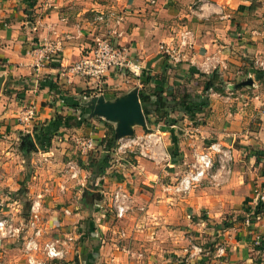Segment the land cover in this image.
Instances as JSON below:
<instances>
[{"label": "crops", "instance_id": "obj_1", "mask_svg": "<svg viewBox=\"0 0 264 264\" xmlns=\"http://www.w3.org/2000/svg\"><path fill=\"white\" fill-rule=\"evenodd\" d=\"M183 29L192 31L193 47L181 49L180 60L173 62L160 45L177 50ZM97 36L125 47L138 73L116 68L100 81L64 74ZM57 43L53 59L34 69L37 56ZM257 60L264 61V0H0L3 211L25 224L30 201L21 199L24 193L44 194L47 207L59 214L51 218L74 238L65 256L49 264H264V247L253 243L255 234L264 238V214L249 225H223L229 213L242 216L255 185L264 182V69ZM215 69L214 85L206 90ZM255 70L263 73L257 76ZM142 88L152 108L146 126L162 132L160 155L155 160L125 155L102 182L103 192L75 187L59 192L64 164L77 160L69 138L91 134L97 145L106 132L104 121L116 129L115 122L92 114L91 98L112 101ZM31 103L35 116L23 124L18 112ZM211 141L232 147L230 173L217 178L221 185L174 195L169 186L188 169L192 152ZM18 144L29 151L28 158L18 156ZM100 152L99 158L109 153ZM29 159L41 172L18 179L17 171L24 175ZM87 170L93 177L95 171ZM116 183L131 194L130 208L120 219L96 206L108 205ZM65 207L74 214L59 212ZM25 226L20 237L0 244V264L25 263ZM120 229L127 237L118 235ZM195 245L203 252L190 257ZM219 245H225L226 254L213 257Z\"/></svg>", "mask_w": 264, "mask_h": 264}, {"label": "built area", "instance_id": "obj_2", "mask_svg": "<svg viewBox=\"0 0 264 264\" xmlns=\"http://www.w3.org/2000/svg\"><path fill=\"white\" fill-rule=\"evenodd\" d=\"M155 0H150L153 3ZM103 20L102 16H99ZM193 33L189 29H183L179 33V43L176 50L175 47H169L161 44L160 48L167 53L173 62L180 59V51L183 48L193 47ZM60 50L59 43L48 45L46 50L39 54L34 62V69L38 70L45 66ZM256 64L264 69V61L257 60ZM206 72L209 71L208 66H204ZM64 74L80 75L88 79L100 81L116 68H127L133 73H138L137 67L128 58L127 49L116 45L107 37L97 36L93 39L90 47L85 51L78 60L72 62L66 67ZM70 77V76H69ZM209 91L211 88L208 89ZM20 122L29 123L35 116L34 104L24 105L18 112ZM162 132L158 129H149L144 133H134L118 137L116 146L111 150L116 154L133 153L146 159L155 160L160 155L158 146L161 142ZM75 142L81 156L87 157L95 148V139L91 134L80 135L75 137ZM109 152V151H108ZM110 153V152H109ZM234 160V153L231 146L223 145L218 141L210 142L200 151H195L193 160L189 163L188 169L177 179L176 182L169 186V190L174 195L185 196L192 192L194 188L199 186L205 179L211 178L217 181L221 175H228L231 171V164ZM217 162V168H213ZM89 170L83 168L77 160L69 159L64 164L62 170V180L57 184L59 192H65L67 189L78 186H84L89 177ZM109 170L96 175L90 181L93 187L101 190L102 182L106 180ZM48 189V188H47ZM46 189V191H48ZM108 205L96 202L97 208L101 210L113 211L116 218H122L130 208L131 194L120 183L115 184L110 192ZM44 194L37 193L29 206L28 218L23 222L16 223L13 217L3 211L6 200L0 198V244H4L9 239H17L25 226L27 233L22 238V252L26 264H49L53 259H62L68 251L69 243L74 240L70 231L60 230V220L55 217L51 218L56 211L55 207H47L44 202ZM264 203V184L255 187L252 196L248 200V212L245 223L249 225L250 219L259 218L260 212H257L258 206ZM264 211V210H263ZM62 214L70 216L74 214V210L65 207L62 208ZM59 215V214H57ZM118 235L127 237L126 231L119 230ZM263 237L255 234L253 243L260 245ZM203 252L202 247L195 245L193 250L189 252V256H197ZM226 254L225 245H219L213 252V257H222Z\"/></svg>", "mask_w": 264, "mask_h": 264}, {"label": "rangeland", "instance_id": "obj_3", "mask_svg": "<svg viewBox=\"0 0 264 264\" xmlns=\"http://www.w3.org/2000/svg\"><path fill=\"white\" fill-rule=\"evenodd\" d=\"M202 80H205V78H201V80L200 81H202ZM201 84L202 85H200V87L201 86H203V82H201ZM199 87V88H200ZM192 89V88H191ZM222 92H224V89L222 88ZM77 127H78V125H77ZM134 128L133 129H135L134 130V133H144L145 132V130L146 129H148V127L145 129V128H142L139 124H134V126H133ZM114 130H115V128H114ZM161 131V130H160ZM79 132H84L83 130H79ZM100 140H101V138H100ZM100 140L98 141V144L95 146V148L91 151V154H93L95 157H100V154H101V150H104L103 149V145L101 144V142H100ZM69 142H70V145L72 146V150H73V147H74V154H73V156L77 159V158H80V157H82L81 156V153H79V151H78V148H77V144H76V142H75V140H72L71 138H69ZM116 142H117V139H115V144L113 145V146H116ZM211 142H213V141H211ZM210 142H208L207 144H209ZM206 144V145H207ZM206 145H205V147H206ZM158 147H160V145L158 146ZM202 149H204V148H202ZM25 149L24 148H22L21 149V147H20V144H18L17 145V149H16V153L18 154V156H25V154H26V152L24 151ZM161 150H162V148H161ZM110 153H108V156H106V158L108 159H106L107 161H110L109 163L111 164L112 163V167H113V169L112 170H110V173H108L107 175H106V180H108V175H110L111 176V174H112V171L114 170L115 172H116V170H118V166L120 165V162L122 161V158L126 155L127 157H129V156H133L134 154L133 153H127V154H116L115 152H113L111 149L110 150H108ZM200 151V150H199ZM194 152H195V150L192 152V154H191V157H192V159H191V161L193 160V154H194ZM23 154V155H22ZM63 155V154H62ZM17 156V162H16V164H18V163H20V158ZM29 157V151H27V154H26V158H28ZM36 157V156H35ZM73 157V158H74ZM167 157V156H166ZM102 158V157H101ZM31 159V158H30ZM30 159H29V161H27V166H25V168L23 169V172H24V175H22L21 173H22V170L21 169H19L18 171H17V175H16V177L17 176H22V177H19V178H25V176H32V175H34L35 174V169H38V167H37V165H34V164H31V162H30ZM166 158H163L162 159V161H166L165 160ZM62 160H64V158H62ZM149 160V159H148ZM6 161V160H5ZM36 161V162H35ZM35 161H34V163H39L40 161H37V158L35 159ZM161 161V162H162ZM190 161V162H191ZM23 164V163H22ZM162 164V163H161ZM217 162H215V165H214V169L215 168H217ZM43 167V169H45L46 168V166L45 165H42ZM99 166V165H98ZM98 166H97V171H98ZM2 169H3V171H4V173H7V171L5 170V168H3L2 167ZM106 169H108L109 170V166H107V168ZM38 170H40V172H41V168L40 169H38ZM97 171H96V173H97ZM90 172V171H89ZM95 174V173H94ZM183 174V173H182ZM181 174V175H182ZM89 175V174H88ZM180 175V176H181ZM180 176L177 178V179H179L180 178ZM15 177V176H14ZM220 177V176H219ZM18 178V177H17ZM18 178V179H19ZM38 178V177H37ZM95 178V176L94 177H88L87 178V180H90L91 181V179H94ZM177 179L176 180H174V182H176L177 181ZM211 182V183H209V181ZM173 182V183H174ZM213 182V183H212ZM220 181H213V179H211V178H208V179H205L199 186H197L196 188H198V187H203V186H205L206 184H214V185H221V183L222 182H220ZM264 184V182H262L261 184H256L255 185V187H260V185H263ZM79 188H81V189H83V188H86V193H88L90 190L89 189H95V187H93V185L91 184V183H86L84 186H80L79 184H78V186H75V189H79ZM196 188H194V190L196 189ZM6 191L8 190V189H5ZM5 191V192H6ZM28 191V190H27ZM27 194H28V192H26ZM26 193H24L25 195H23L24 196V198H21L22 200H24L26 203H29V201H30V203H31V201H32V199H33V197H31L32 195H34L35 193H32V195H26ZM20 194V193H19ZM86 195V194H85ZM26 196V197H25ZM84 199V198H83ZM84 201V200H83ZM7 201H5V203H6ZM26 203H25V207H26ZM30 203H29V206H30ZM6 206V204H4V207ZM82 206L85 208V210L88 212V213H90V210L89 209H87L86 207H88L89 206V204H87V201L85 202H83L82 203ZM26 209V208H25ZM247 209V210H246ZM243 210H244V212L243 213H241V217H237V216H235L236 215V213H229V215H228V217L226 216V218H225V220L223 221V225H235V224H237L238 222H240V223H244L245 224V218L247 217L246 215H247V212H248V210H249V208H248V203H247V206H246V208H243ZM264 208L260 211V215L262 214H264ZM26 213V212H25ZM253 219H255V218H253ZM253 219H250V221L251 220H253ZM86 220V221H85ZM83 222H88V219L87 218H84V221ZM226 222V223H225ZM250 224V223H249ZM239 225H241V224H239ZM24 264H26V263H24Z\"/></svg>", "mask_w": 264, "mask_h": 264}, {"label": "water", "instance_id": "obj_4", "mask_svg": "<svg viewBox=\"0 0 264 264\" xmlns=\"http://www.w3.org/2000/svg\"><path fill=\"white\" fill-rule=\"evenodd\" d=\"M89 108L92 114L116 123L115 139L133 134L135 123L147 128L137 89H132L112 101L105 100L103 96H95L91 98Z\"/></svg>", "mask_w": 264, "mask_h": 264}, {"label": "trees", "instance_id": "obj_5", "mask_svg": "<svg viewBox=\"0 0 264 264\" xmlns=\"http://www.w3.org/2000/svg\"><path fill=\"white\" fill-rule=\"evenodd\" d=\"M259 73L262 74L263 70L262 71L261 70L256 71L257 76L258 75L260 76ZM201 74H204V73H201ZM217 75H218L217 69L213 70L209 74V76L207 77L205 84H204V88L206 90L213 87L214 82H215L214 80L217 77ZM159 93L160 92L157 93V95H158L157 99H158V101L159 100L161 101L164 98H162V96ZM137 95H138V98L140 100V105L143 109L144 117L147 120V122H149V117H150V113L152 110V108L150 106V104H151L150 94L148 91H146L145 89L142 88V89L138 90ZM174 96H175V94H172V97H174ZM181 101H184V100L181 99ZM161 105H163V103ZM104 126L106 128V132H105L104 136L101 138L100 142L103 145L104 151H108L115 144V130L113 128V125L107 121H104ZM107 155L108 154H105L102 158H97V157L93 156V154H89L84 160L82 158H77V161L80 163V165L83 168L90 169L92 172L95 171L94 172L95 174H93V177H94V176L99 175V174L106 171V168L108 166L107 165L108 159L106 158ZM97 166H98V171H97ZM96 171H97V173H96ZM263 208H264V203H261L257 208V212H260ZM258 247H260V248L264 247V238H263V241L261 242V244L258 245Z\"/></svg>", "mask_w": 264, "mask_h": 264}]
</instances>
